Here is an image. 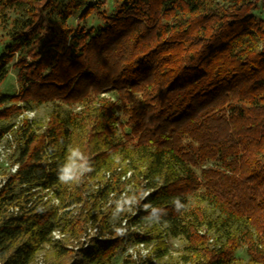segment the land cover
<instances>
[{"label":"trees","instance_id":"trees-1","mask_svg":"<svg viewBox=\"0 0 264 264\" xmlns=\"http://www.w3.org/2000/svg\"><path fill=\"white\" fill-rule=\"evenodd\" d=\"M10 69L20 88L0 90V140L13 136L17 168L0 185V264L88 227L74 248L54 240L50 262L154 264L166 235L189 264H234L239 248L264 263V0H0V81ZM39 104L45 123L16 121ZM74 149L91 170L63 183ZM140 243L151 249L128 252Z\"/></svg>","mask_w":264,"mask_h":264},{"label":"rangeland","instance_id":"rangeland-1","mask_svg":"<svg viewBox=\"0 0 264 264\" xmlns=\"http://www.w3.org/2000/svg\"><path fill=\"white\" fill-rule=\"evenodd\" d=\"M104 2V6L106 8H110V6L113 3V0H102ZM19 83L17 80V76L14 73L12 69H10L7 73V75L0 81V90L3 91H14L17 93L19 91ZM18 104H23L22 101H19ZM51 105L50 104H39V105H32L29 108H24L22 113L19 114L16 117V121L19 122L20 120L24 118H29L32 121H36L37 123H45L47 120V113L50 110ZM14 146L15 141L13 140V136L7 135L4 136L3 139L0 140V178H5L6 175L10 172V167L14 163ZM99 177H96L94 180L90 181L91 185L88 187L86 193L92 192L97 187V181ZM118 204H121L122 202L117 201ZM76 205L72 204L70 206L71 211H69L68 216L73 215L76 212ZM88 229V228H87ZM62 232L65 233L64 237L62 238L65 245H67L69 248H74L78 242L81 240L77 239L75 237H72L69 232L61 229ZM94 230H90L89 233L93 232ZM201 233V231H199ZM91 235V234H90ZM208 241L211 243V245H215V238L214 234L209 235L208 232ZM164 241L168 244V253L164 255L162 258L154 259L155 264H189V262H183L181 259V255L185 251V241L180 236L178 237H172V236H166L163 237ZM54 241L51 240V242H47L43 244L40 249L37 251L35 258L31 264H53L50 262L52 259L51 254L53 252V243ZM151 244L146 247H139L140 252H146L147 250L151 249ZM131 248L134 250L136 247L133 245H128V249ZM123 254V253H122ZM121 254L115 259V264H118L121 260ZM237 261L234 264H256L251 263L248 260L247 255L245 254L244 248H239L236 253ZM258 264H264V263H258Z\"/></svg>","mask_w":264,"mask_h":264},{"label":"clouds","instance_id":"clouds-1","mask_svg":"<svg viewBox=\"0 0 264 264\" xmlns=\"http://www.w3.org/2000/svg\"><path fill=\"white\" fill-rule=\"evenodd\" d=\"M77 158L80 160H85L83 157L82 153L78 149H74L71 151L70 154V162L65 164L64 166L61 167L59 170V179L63 183H70L72 181H76L79 179V176L83 174V172L90 171V167H86L84 163H77ZM173 204L176 206V208H183V205L177 198L176 200L173 201ZM145 207H148V205H145ZM42 211L43 209H38ZM117 235H123L125 232L124 228H116L115 229ZM132 249L129 248L128 252H131ZM143 254V253H142ZM135 257L133 256V259Z\"/></svg>","mask_w":264,"mask_h":264},{"label":"built area","instance_id":"built-area-1","mask_svg":"<svg viewBox=\"0 0 264 264\" xmlns=\"http://www.w3.org/2000/svg\"><path fill=\"white\" fill-rule=\"evenodd\" d=\"M7 135H10V134H6L5 136H7ZM16 168H17V164L16 163H13V165L10 167V172L12 173V172H14L15 170H16ZM129 174H130V171L129 172H127V176H129ZM124 178V177H123ZM4 180H5V178H0V185L4 182ZM45 192H46V194H45V196H44V199L45 200H47V202L49 203V204H53V205H56V204H58L59 203V199L55 196V194H54V192H53V190L52 189H45L44 190ZM146 193H148V190L146 191ZM68 208H70V207H68ZM122 224H124V222H122ZM94 230L92 233L90 232L89 233V231L90 230ZM96 231H97V229H96V227H88V229H87V233H85L84 235H83V237L81 238V240H83V239H86V238H89L90 236H92V235H94L95 233H96ZM87 234V235H86ZM91 234V235H90ZM64 235H65V233L64 232H62V230L60 229V228H55V229H53L52 230V232H51V240H59V239H62L63 237H64ZM85 245H87V244H85ZM146 247L145 245H144V243H140V244H138V245H136L135 247L136 248H139V247ZM148 251V250H147ZM146 251V252H147ZM132 252H134L133 250L131 251V253ZM145 252V253H146ZM144 253V252H143ZM155 264V263H154Z\"/></svg>","mask_w":264,"mask_h":264}]
</instances>
